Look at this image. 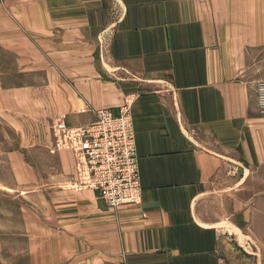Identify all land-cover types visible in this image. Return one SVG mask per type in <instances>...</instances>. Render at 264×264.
<instances>
[{
	"label": "crops",
	"instance_id": "crops-1",
	"mask_svg": "<svg viewBox=\"0 0 264 264\" xmlns=\"http://www.w3.org/2000/svg\"><path fill=\"white\" fill-rule=\"evenodd\" d=\"M260 81L264 0H0L16 264H264ZM125 102L141 200L111 208L51 125Z\"/></svg>",
	"mask_w": 264,
	"mask_h": 264
},
{
	"label": "built area",
	"instance_id": "built-area-1",
	"mask_svg": "<svg viewBox=\"0 0 264 264\" xmlns=\"http://www.w3.org/2000/svg\"><path fill=\"white\" fill-rule=\"evenodd\" d=\"M255 93L258 110L264 116V81L257 83ZM130 107L125 102L117 115L100 109L94 122L79 127H70L61 118L51 125L56 146L70 150L75 157L80 186L96 190L111 208L141 200Z\"/></svg>",
	"mask_w": 264,
	"mask_h": 264
},
{
	"label": "rangeland",
	"instance_id": "rangeland-1",
	"mask_svg": "<svg viewBox=\"0 0 264 264\" xmlns=\"http://www.w3.org/2000/svg\"><path fill=\"white\" fill-rule=\"evenodd\" d=\"M14 134L9 131V127L0 124V264H16L15 255L22 249L24 242L19 236L20 213L18 200L13 199V194L3 186L11 181V168L6 158V153L10 150L8 139ZM243 239V238H242ZM244 240V239H243ZM238 243L248 254L253 255L256 246L247 239ZM237 241V240H236ZM237 243V242H236Z\"/></svg>",
	"mask_w": 264,
	"mask_h": 264
}]
</instances>
